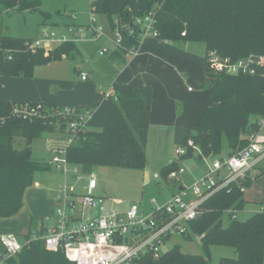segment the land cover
<instances>
[{"label": "trees", "instance_id": "16d2710c", "mask_svg": "<svg viewBox=\"0 0 264 264\" xmlns=\"http://www.w3.org/2000/svg\"><path fill=\"white\" fill-rule=\"evenodd\" d=\"M118 0H98L95 13L102 16L107 30L121 29L123 48L110 53L112 59L125 60L132 48L141 42L136 28L134 35L126 30L135 27V20L152 14L160 39L169 42L202 43L206 52L217 51L223 57L239 60L250 55H264V0H137L136 9L127 2L119 15L112 9ZM41 0H0V16L12 11H40ZM185 33L186 36H182ZM29 40L10 34L0 36V77L33 78L37 66L51 64L71 56L75 44H64L48 54L43 50L32 53ZM205 72L213 79V105L203 107L197 128L177 126L174 132L176 147L188 148L182 160L193 155L188 147L192 140L201 150L200 157L224 158L247 147L251 135L260 131L259 119L264 117V67L256 76L216 75L207 66ZM113 111L99 131L87 130L81 140L68 149V160L84 173L94 167L144 170L147 163V143L153 90L150 86L114 83L112 85ZM40 103L0 99V218L16 215L24 207L27 189L32 186L36 171L51 165L33 159L32 143L45 136L66 132L56 119L43 116L25 118L16 109L36 107ZM52 111L62 106L41 103ZM257 120L251 122V118ZM24 139L26 146L16 147V139ZM170 163L161 170L163 179L172 170ZM251 182L247 183V187ZM244 206V194L234 188L230 193L220 191L202 204V215L190 224L186 238L200 237L203 255L181 252L178 246L155 259L140 258L130 264H211L210 248L227 246L235 249L236 259H223L220 264H264V212L246 221L233 219V212ZM228 210L231 222L223 226V215ZM35 224L34 219L31 221ZM46 227L18 236L25 244L21 254L10 264H75L62 251H48L40 239Z\"/></svg>", "mask_w": 264, "mask_h": 264}, {"label": "rangeland", "instance_id": "374dc122", "mask_svg": "<svg viewBox=\"0 0 264 264\" xmlns=\"http://www.w3.org/2000/svg\"><path fill=\"white\" fill-rule=\"evenodd\" d=\"M127 2H131L134 8H139L137 0H118L112 5L116 16L120 14ZM92 15L93 4L90 0H41L40 11L38 12L12 11L3 13L0 16V36L10 34L21 39L37 40L41 38L45 28L60 32L70 26L87 27L91 23ZM95 15L102 28L108 31L102 16ZM146 38L153 37L148 36ZM104 39H100L98 43L97 41L96 43H79L80 54L75 53L73 58L65 61L60 60L51 64L39 65L36 67L33 76L35 85L38 84L36 87L38 86L41 91L42 88H45L49 92L51 89L55 90L62 86L71 98L84 99L87 102L99 95L103 102L101 109L84 106L86 109L89 108V110L95 111V119L91 125L97 131L100 128L102 129L111 117L114 102L112 99L103 96V93H111L113 83L111 67L114 66V63L109 60L110 53L106 54L105 57L99 55L100 51L109 50L111 52L114 49V45L108 42L104 43ZM176 43L181 44L182 42ZM201 44L197 43L195 46L203 48ZM201 52L205 58V49H201ZM117 63L120 64V62ZM121 64L119 67L122 66ZM76 70L89 74L93 81L82 83L77 77ZM203 74L202 79L194 82L187 72L178 73V76L173 79L171 87L165 90L166 94L162 96V99L158 97L155 99L152 106L153 116L155 114L156 118L159 119L164 117V114H172L177 120L186 123L187 127L197 128L201 108L213 105V79L209 78L205 72ZM70 82L87 84L91 87L85 88L81 85L77 87L71 85ZM197 96L199 97L197 98ZM256 120V117L251 118V122ZM88 126L91 127L90 124ZM256 135L264 136V127ZM51 136L58 141L61 139L58 134ZM15 145L22 148L26 146V141L18 138ZM57 145H59L58 142L50 136L34 140L32 143L33 159L51 165L52 151ZM175 150L174 131L170 127L165 130L151 124L148 132L146 168L138 170L94 167L91 174L96 175L99 183L97 194L108 199H106L108 208L125 209L128 205L138 204L142 210L148 213L152 208L165 205L171 193L169 188L172 187L168 186L161 178L155 180L154 174L161 175L162 167L175 157ZM221 156H228V151H224ZM208 163L201 161L196 154L192 158L186 159L184 161L186 174L183 176V185L189 189L193 183L206 176L209 172ZM261 166L264 167V161L261 162ZM146 173L152 178L149 183L146 182ZM80 176L82 179L78 178ZM89 176V173L82 172L74 174L72 168L65 175L53 166L36 171L33 184L25 193L24 207L12 217L0 218V235L23 236L29 234L31 227H33V230H37L42 225L45 227L51 226L57 209L61 205V202L56 198L60 186H74L76 193L81 194ZM179 185L181 184H177V187ZM251 193L255 196L257 203L248 202L245 204L244 208L236 213V218L239 221H246L253 213L262 211L264 177L254 182L251 191L247 195ZM154 200L157 202L155 206L152 205ZM32 219H34L35 224L31 223ZM230 222L231 216L226 211L223 215V226L228 227ZM175 246H178L181 252L185 254H204L198 236H192L191 238L174 236L164 246V253ZM210 255L211 264H220L223 259L237 258L235 249L227 246H212ZM66 257L73 262L71 258Z\"/></svg>", "mask_w": 264, "mask_h": 264}, {"label": "built area", "instance_id": "2783aa9c", "mask_svg": "<svg viewBox=\"0 0 264 264\" xmlns=\"http://www.w3.org/2000/svg\"><path fill=\"white\" fill-rule=\"evenodd\" d=\"M90 1L93 4V15L89 26H70L60 32L45 28L40 39L26 43L28 50L32 53L43 50L48 54L64 44L77 45L104 38L110 40L114 49L123 48L124 35L121 29L110 33L102 28L95 15L98 0ZM136 28H139L142 40L152 36L161 42H169L160 39L152 14L137 18L135 27L126 31L131 36L137 32ZM182 36L186 34L182 33ZM136 49L132 48L126 56L134 54ZM109 53V50H103L99 55L104 57ZM205 61L216 75L256 76L264 67V55L232 60L211 50L206 53ZM80 77L82 81L90 79L86 73H82ZM112 95V92L103 93L106 98ZM46 110L40 103L36 107L16 109L15 113L24 115L25 118L43 116L45 119H56L57 124H63L66 132L59 139V145L53 149L50 164L65 175L71 168L74 174L84 173L80 167L69 163L68 149L81 140L80 136L88 130L94 113L69 105L52 111ZM258 125L260 130L264 127V117L259 119ZM249 138L250 144L231 156H202L203 161H210L209 172L189 189L183 185L186 170L182 160L188 153V148L176 147L172 162L177 168L169 172L166 178L174 184V193L165 205L157 206L148 213L138 204H131L125 211L108 208L106 198L97 194L99 183L95 174L89 173L81 194L76 193L74 186H60L56 198L61 205L53 224L46 227L42 236L34 232L32 238L42 240L48 251L64 252L75 264H130L146 256L157 259L164 253V246L172 237L188 236L190 224L202 215V204L212 195L220 191L230 193L234 188L243 194L247 191V183L255 180L256 167L264 160V141H259L258 135H251ZM188 147L202 155L192 140H189ZM78 178L82 179L81 176ZM160 178L163 179L159 174L154 175V179ZM177 184L181 185L177 187ZM228 212L232 213L231 210ZM236 213L233 212V219H237ZM25 244L17 235L1 234L0 264H10L13 258L21 254Z\"/></svg>", "mask_w": 264, "mask_h": 264}, {"label": "crops", "instance_id": "0c3cea01", "mask_svg": "<svg viewBox=\"0 0 264 264\" xmlns=\"http://www.w3.org/2000/svg\"><path fill=\"white\" fill-rule=\"evenodd\" d=\"M98 41L99 40H97V43ZM107 42L112 44L110 40L105 38L104 43ZM86 43H96V41L86 42ZM196 44L197 43L194 42H183V41L181 44H177L174 42L165 43V42H161L158 39L155 40L153 38H144L137 47L136 52L125 58V60L122 61L120 59L115 60L110 57L109 60L114 63V66L111 67V74L113 73L112 85L114 83H119V84H131V85H145L152 87L153 90L152 106H153V103L155 102V99H157V97L162 99V96L166 94L165 90L171 87V84H173L172 81L175 77L178 76V73L187 72L191 76L192 81L194 82L198 81L199 79H202V74L203 72H205V65H204L205 58L203 53L201 52V49L203 50L204 48L206 51V47L204 44H201V47L203 48H199L195 46ZM78 45L79 44L76 45L75 50L72 52L70 57L63 58L62 60L65 61L70 58H73L75 53L80 54L81 52L79 50ZM117 62H120V64L122 63L121 64L122 66L119 67L120 64ZM76 73H77V77L82 83H89L93 81L91 77L88 81H82L80 76L82 73H85L83 71L76 70ZM67 82L69 83V81ZM70 83L71 85H76L77 87L79 85L85 86V88L91 87L87 84H76L74 82H70ZM36 85L33 78L6 77V76L0 77V99L7 101H18V102L45 103L49 105H59V106L69 105V106L81 107L83 109H86V107L84 106H90L95 109H101L103 107V102L99 95L98 96L96 95L90 102L89 101L87 102L84 99L71 98L70 94L62 86L56 88L55 90L51 89L48 92V90H46L45 88H42L41 91L40 88H38V86L36 87ZM112 85H111V89H112ZM198 97L199 96H197V98ZM87 109L89 110V108ZM91 111L94 113V116L91 122L89 123L91 127L88 126V129L95 131L96 129L91 125L92 121L95 119V111L93 110ZM163 116L164 117H160L159 119H157L155 114L153 116V112L151 109L150 125L155 124L157 127L163 128L165 130H167V127H170L171 130H173L174 132L177 126H187L185 125L186 123L174 118L172 114L170 115L164 114ZM154 118L155 120L153 121ZM99 130H101V128ZM50 137L59 143V141L56 140L54 137L52 136ZM258 140L264 141V136L259 135ZM195 154L198 155L201 161H203V159L200 157V154L194 150H193V155L190 158H192ZM172 161L164 165L162 169L167 165H169L170 163H172ZM184 161L185 160H183V162ZM263 161L264 160H262L261 162ZM261 162H259V164L256 167L255 180L251 182V185L247 188V191L244 193V206L248 202L257 203L253 193H251L250 195H247V193L251 191L252 186L256 180H258L261 177H264V167L261 166ZM151 179H152L151 176L148 173H146V182L149 183ZM163 180L168 186L172 187L169 188L171 190L170 196L168 197L169 199L171 195L174 193L173 188L175 187H173L174 184L169 182L167 179H163ZM154 201L156 202V200ZM152 205L153 206L157 205V202L156 204L152 203ZM129 206L130 205H128L125 209H119V210L125 211L129 208ZM153 209L154 208H152V210ZM261 212H264V203H263L262 211L255 212L253 213V215ZM253 215H251L250 217H252Z\"/></svg>", "mask_w": 264, "mask_h": 264}, {"label": "water", "instance_id": "95a60500", "mask_svg": "<svg viewBox=\"0 0 264 264\" xmlns=\"http://www.w3.org/2000/svg\"><path fill=\"white\" fill-rule=\"evenodd\" d=\"M141 40H142V36H141Z\"/></svg>", "mask_w": 264, "mask_h": 264}]
</instances>
